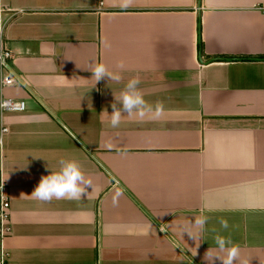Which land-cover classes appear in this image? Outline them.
<instances>
[{
    "label": "crops",
    "instance_id": "crops-1",
    "mask_svg": "<svg viewBox=\"0 0 264 264\" xmlns=\"http://www.w3.org/2000/svg\"><path fill=\"white\" fill-rule=\"evenodd\" d=\"M262 6L0 0L11 15L4 34L16 79L2 94L25 102L22 111L0 113L5 264H207L217 232L250 264H264ZM121 59L122 80L94 86L93 66L115 69ZM133 77L144 99L165 111L158 119L124 114L112 128L102 111L111 114L114 96ZM61 159L80 163L92 181L88 194L33 198ZM201 214L208 220L197 236L192 222Z\"/></svg>",
    "mask_w": 264,
    "mask_h": 264
},
{
    "label": "clouds",
    "instance_id": "clouds-1",
    "mask_svg": "<svg viewBox=\"0 0 264 264\" xmlns=\"http://www.w3.org/2000/svg\"><path fill=\"white\" fill-rule=\"evenodd\" d=\"M130 3L131 0H121V5L124 7L129 6ZM125 67V61L122 59L116 63L115 69L110 68L102 61L97 62L91 69V79L94 80V86L105 78L119 83L122 80L121 71ZM139 85L140 79L138 77L129 79L120 91L119 96H114L115 102L111 104V114L106 109L102 111L103 115L109 117L112 128L120 126L122 118L125 116L124 114L129 117L135 116L140 120H143L146 116L151 119H158L163 115L165 111L163 103L157 101L155 106L149 104L144 99ZM108 146L111 147V145ZM58 163V170L51 171L48 168L49 174L41 176L31 196L42 202H51L53 199L81 200L82 196L88 194L86 193V187L91 186L92 188L91 179L85 177L80 163L75 159H61ZM120 195V193H117L114 197V205L118 204ZM207 220L208 217L203 214L194 218L192 225L196 229L197 236L205 230ZM219 223L221 229L227 230L229 228L226 219H220ZM213 231L216 230L213 229ZM184 233H187L193 241L195 240L192 231L186 230ZM214 242L217 246L216 249L208 248L204 255L207 264H214L215 260H219L221 264H250V259L242 257L240 246L234 243L230 236H223L217 232L214 236ZM199 243H196L197 247ZM189 251L192 256L197 254L196 247L189 249Z\"/></svg>",
    "mask_w": 264,
    "mask_h": 264
},
{
    "label": "built area",
    "instance_id": "built-area-1",
    "mask_svg": "<svg viewBox=\"0 0 264 264\" xmlns=\"http://www.w3.org/2000/svg\"><path fill=\"white\" fill-rule=\"evenodd\" d=\"M260 9L264 18V6L260 7ZM9 12L10 11L6 8H0V113L5 111H22L25 108V102L23 100L11 99L2 94V89L5 86H10L16 83V79L13 76L10 66L12 52L4 34L6 24L11 17V15L8 14ZM5 131L6 128L0 124V143L1 137ZM3 184L0 176V237L6 235L10 228L9 199L5 194ZM0 264H5L1 253Z\"/></svg>",
    "mask_w": 264,
    "mask_h": 264
}]
</instances>
